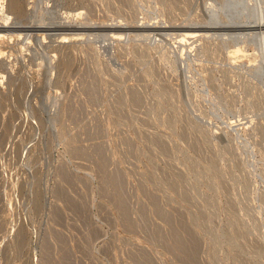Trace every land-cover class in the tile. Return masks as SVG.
Listing matches in <instances>:
<instances>
[{"label":"rangeland","instance_id":"374dc122","mask_svg":"<svg viewBox=\"0 0 264 264\" xmlns=\"http://www.w3.org/2000/svg\"><path fill=\"white\" fill-rule=\"evenodd\" d=\"M31 2L0 15V264H264V65L206 31L257 1Z\"/></svg>","mask_w":264,"mask_h":264},{"label":"bare ground","instance_id":"6f19581e","mask_svg":"<svg viewBox=\"0 0 264 264\" xmlns=\"http://www.w3.org/2000/svg\"><path fill=\"white\" fill-rule=\"evenodd\" d=\"M32 0H28V2L27 1H25V0H9V2L7 3V5L5 6V4H3V2L2 1H0V15H19L20 13H24V12H26L25 14L26 15H35V13H37V11L35 12V7L33 8V7H31L29 10L28 9H26V7L27 6H29L30 7V5L32 4V2H31ZM241 2H242V0H240ZM243 1H245V0H243ZM257 2H256V5H255V9H254V18H255V20L253 21V22H248L246 19H245V15H244V13H243V18L241 19L240 18V16H238L237 18H234L233 20H232V15L230 16L231 17V19L229 18V16H227V18H223L222 17V14H221V16H220V13L218 12V11H216V10H214V11H211V12H213V13H211L212 15H214L213 17V19H215V22H216V24L211 28V29H209V30H206L207 32L209 31V32H221V34H219V35H212V34H210L211 35V37L213 36V37H218V38H225L226 40L227 39H229V40H231V39H235V42L234 43H232L231 45H229V53L231 54V55H234V56H237V55H239V54H242V53H245V51H248L247 50V47L244 45V44H248V40L249 39H256L257 40V45H258V48H256V49H258L259 50V54H260V57H261V60L259 61V63L262 65V67H263V65H264V1L263 0H256ZM34 3V2H33ZM28 4V5H27ZM2 5H4V7L2 6ZM29 7H27V8H29ZM217 8V7H216ZM245 8V7H244ZM243 8V9H244ZM215 9V8H214ZM85 13V12H84ZM83 12H79V11H77V9L76 10H74L73 12L71 11V12H65L64 13V15H69V16H67L66 18H65V20H68V22L70 21V23L72 24V26L75 28V31H81L82 30V24L81 23H85L86 25H88V23L90 24V25H95V26H105V27H109L110 25V27H113V31H115L117 34H111L110 36H111V40H113V42H115V43H122L127 37H128V34H124L123 32H126V28H130V26H133V25H129V23H128V25H124V24H119V23H114V24H110V25H103V24H97V23H95V22H93L92 20H89V19H87L86 17V19H84L83 18V16L85 15ZM24 14V15H25ZM210 14V15H211ZM37 15V14H36ZM236 15V14H235ZM5 19H9L8 17L6 18V17H4ZM30 18V17H29ZM34 18V17H33ZM5 19H1L2 20V22H3V20H5ZM64 19V18H63ZM13 20H16V19H13ZM12 20V21H13ZM38 20V19H37ZM228 20V21H227ZM8 21H10V20H8ZM30 21V20H29ZM47 21V20H46ZM49 21V20H48ZM61 22H62V19L60 20ZM230 21V22H229ZM231 21H233L232 22V24H231ZM6 22V21H5ZM22 22V21H21ZM35 22H37V21H35ZM38 22H40L39 20H38ZM51 22V21H50ZM66 22V21H65ZM8 23V22H7ZM13 23V22H12ZM12 23L10 24V25H12ZM33 23H34V21H33ZM45 23V22H44ZM44 23H41V25L39 26V27H35V28H33V29H30V30H27L26 28H25V30L27 31V32H37V34H35V33H33V34H26V35H24L25 36V40H32V39H45V38H50L51 39V37H54V38H56V37H61V38H58V39H62V40H65V43H66V41H67V39H69V40H71V39H73L72 37H74L73 35H67V34H61V35H59L58 34V36L54 33V35H53V32H57V31H59L58 29H55V28H53V26L52 27H50L51 25L50 24H46L47 26H43V27H41L42 26V24L43 25H45ZM54 23V22H53ZM63 23V22H62ZM2 24V23H1ZM5 24V23H4ZM30 24H32V23H30ZM52 24V23H51ZM85 24H83V25H85ZM214 24V23H213ZM229 24V25H228ZM20 25V24H19ZM24 26L25 25H27V24H23ZM38 25V24H37ZM36 25V26H37ZM61 25V24H60ZM69 25V24H68ZM67 25V26H68ZM81 25V26H80ZM89 25V26H90ZM138 25H140V24H138ZM141 25H143L144 26V24H141ZM33 26V25H32ZM62 26H63V24H62ZM71 26V25H70ZM71 26V27H72ZM97 26V27H98ZM116 26V27H115ZM16 27V26H15ZM20 27H21V25H20ZM59 27V26H58ZM109 27V28H110ZM115 27V28H114ZM8 28V27H7ZM19 28V27H18ZM24 28V27H23ZM99 28V27H98ZM108 28V29H109ZM134 30H137V29H139V28H141V27H135L134 26ZM172 28V27H171ZM106 29V28H105ZM107 29V30H108ZM166 29V28H165ZM207 29V28H206ZM17 30V29H16ZM19 30V29H18ZM21 30H23V29H21ZM63 30V29H62ZM61 30V31H62ZM84 30V29H83ZM106 30V31H107ZM110 30V29H109ZM112 30V29H111ZM140 30V29H139ZM6 31V30H5ZM24 31V30H23ZM65 31V30H64ZM98 31V30H97ZM104 31V30H103ZM131 31V30H130ZM138 31V30H137ZM142 31V30H141ZM166 31V30H165ZM204 32H205V29H204ZM208 32V33H209ZM228 32H233L232 34H229ZM17 33V32H16ZM22 33V32H21ZM199 34V33H198ZM23 35V34H22ZM87 35V34H86ZM85 34L84 35H81L82 37H79V38H83V37H85L86 36ZM157 35V34H156ZM207 36H208V34H206ZM76 36H80V35H75V37ZM88 36V35H87ZM90 36H92V40L94 39L93 37H95V36H97V35H89L88 37H90ZM125 36H126V38H125ZM139 35H137V37H138ZM145 36V35H144ZM161 36V35H160ZM170 36V35H169ZM205 36V35H204ZM1 37V36H0ZM70 37H71V39H70ZM88 37H86V38H88ZM140 37V36H139ZM149 37V36H148ZM147 37V38H148ZM151 37V36H150ZM154 37V36H153ZM162 37V36H161ZM78 38V37H77ZM96 38V37H95ZM129 38H130V35H129ZM128 38V39H129ZM208 38V37H207ZM90 39V38H89ZM151 39V38H150ZM191 39V38H190ZM92 40H89V41H91L92 42ZM127 40V39H126ZM7 41V40H6ZM52 41V40H51ZM95 41V40H94ZM62 42V41H61ZM89 43V42H88ZM225 43V42H224ZM226 43H227V41H226ZM228 43H230V42H228ZM75 44V43H74ZM85 44V43H84ZM89 45H90V43H89ZM242 45H244V47L242 46ZM60 46V45H59ZM28 49V48H27ZM192 51V50H191ZM92 53V52H91ZM251 53V52H250ZM253 63V62H252ZM179 235V234H178ZM181 236V235H180ZM168 241V240H167ZM181 241H182V237H179V238H177L176 239V244H180L181 243ZM173 244V243H172ZM167 245V244H166ZM185 246V245H184ZM181 250V249H180ZM184 251V250H183ZM181 252V251H180ZM190 255V254H189ZM188 255V256H189ZM191 256V255H190ZM191 260V259H190Z\"/></svg>","mask_w":264,"mask_h":264}]
</instances>
